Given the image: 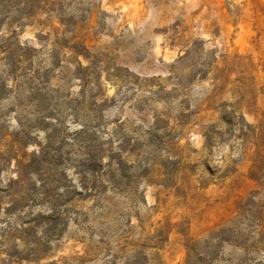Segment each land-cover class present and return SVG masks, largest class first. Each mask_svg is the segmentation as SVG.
Listing matches in <instances>:
<instances>
[{"label": "rangeland", "instance_id": "374dc122", "mask_svg": "<svg viewBox=\"0 0 264 264\" xmlns=\"http://www.w3.org/2000/svg\"><path fill=\"white\" fill-rule=\"evenodd\" d=\"M38 1L43 9L24 26L16 21L24 7L17 6L4 13L0 27V39L14 34L32 53L15 74L0 54V78L8 85L0 99L1 133L14 134L20 122L40 125L36 105L46 107L49 100L32 97L36 76L48 98L75 99L62 113L76 128L74 108L84 84L75 67L80 60L100 79L91 75L86 109L96 102L94 114L104 126L126 125L140 148L128 155L133 174L152 164L125 194L109 191L102 210L89 200L81 203L82 217L71 214L44 258L23 264H185L188 239L229 222L242 200L264 191L250 176L256 145H242L221 116V105L231 103L264 127V0ZM77 42L87 46V58L70 48ZM20 86L25 94L18 97ZM80 114L81 120L88 116ZM154 124L158 135L149 137L145 132ZM211 124L219 134L209 145ZM2 243L7 250L18 244L23 256L29 252L13 237L0 238V264H12Z\"/></svg>", "mask_w": 264, "mask_h": 264}, {"label": "trees", "instance_id": "16d2710c", "mask_svg": "<svg viewBox=\"0 0 264 264\" xmlns=\"http://www.w3.org/2000/svg\"><path fill=\"white\" fill-rule=\"evenodd\" d=\"M17 6L24 7L16 18L18 27L33 19L38 9H43L38 0H0L1 28L4 26V13L12 8L17 10ZM70 48L75 54L88 57L85 44L77 42ZM29 49L16 40L14 34L0 39L1 60L8 72L15 74L32 58ZM75 67L80 80L84 81L74 108L76 128L71 129L62 113L66 106L72 109L75 99L69 95L48 98L47 93L42 94L44 87L39 86L42 82L37 76L39 84L29 91L38 101L49 100L46 107L36 105L39 116L34 120L40 125L26 126L20 122L14 134H2L0 127V238L6 241L13 237L29 251L23 256L25 251L18 244L7 250L8 244L2 243L6 249L3 253L12 264L41 260L52 238L60 235L71 216L75 214L76 219L82 217L79 214L81 203L89 200L95 209L102 210L104 196L109 191L125 194L138 178L143 179L150 172L152 162L142 165L144 169L140 174H133L136 167L128 155L133 156L140 148L133 142L124 123L112 122L115 126L111 129L108 123L104 126L94 114L98 106L96 102L86 109L91 75L95 73L97 80L100 79L97 72H91V66H84L80 60ZM93 85L100 86L94 82ZM18 90V97L25 94V88L23 90L20 86ZM6 93L7 80L0 78V99ZM54 98L52 105L50 100ZM19 105L22 110L26 108L23 103ZM80 111H87L88 116H84V120H81ZM221 113L225 125L231 127L242 145L250 142L256 145L250 176L259 182L260 188H264V127L250 123L244 113L231 103H223ZM159 129L154 124L145 133L153 137L158 135ZM218 129L215 124L207 127L205 137L209 145L219 134ZM41 130L45 132L43 139L38 134ZM34 139H39L35 142L36 148L28 153L26 148ZM162 167L165 169V164ZM5 172L9 173L6 180L3 178ZM237 208L236 215L229 222L219 224L203 238L187 240L185 264H264L263 189L242 200ZM59 226L62 227L59 233H54ZM146 257L148 262V256L143 258L146 260Z\"/></svg>", "mask_w": 264, "mask_h": 264}]
</instances>
